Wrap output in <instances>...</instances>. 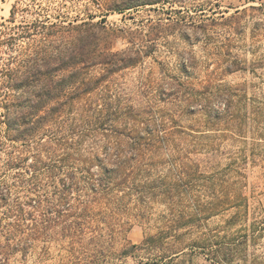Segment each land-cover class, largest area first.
I'll return each instance as SVG.
<instances>
[{"label":"trees","instance_id":"trees-1","mask_svg":"<svg viewBox=\"0 0 264 264\" xmlns=\"http://www.w3.org/2000/svg\"><path fill=\"white\" fill-rule=\"evenodd\" d=\"M53 26L35 20L0 33L8 48L0 49V147L15 170L0 182V227L6 221L24 252L57 243L73 264L140 252L135 264H226V244L203 229L242 205L228 191L253 161L232 120L234 90L209 78L197 87L179 82L178 98L172 84L161 90L178 99L174 111L138 109L103 84L134 60L95 50L89 27L58 50ZM97 65L103 72L90 75ZM135 221L144 230L139 244L127 237Z\"/></svg>","mask_w":264,"mask_h":264},{"label":"rangeland","instance_id":"rangeland-1","mask_svg":"<svg viewBox=\"0 0 264 264\" xmlns=\"http://www.w3.org/2000/svg\"><path fill=\"white\" fill-rule=\"evenodd\" d=\"M35 20L57 25L48 30L51 45L58 50L67 48L73 35L89 27L95 50L118 52L121 57L134 60L132 65L106 74L103 84L116 93V98L138 109L148 111L155 105L163 111H174L178 99L161 90L170 87L169 84L175 90L181 89L179 82L197 87L209 78L234 90L232 120L241 123L245 132L243 144L247 152L254 154L253 161H248L244 177L233 186L236 189L228 191L229 196L241 194L242 205L211 216L203 230L214 234L216 242L226 244V264H261L264 254V0H0V33L4 38L15 29L21 30L22 24ZM101 20H105V28L101 27ZM83 22L86 24L77 26ZM0 49L8 50L5 43ZM102 68L93 66L89 74L98 76ZM219 104H215L216 108ZM0 135H6L4 125ZM14 171L7 168L6 155L0 147V182H9ZM42 182L51 189L50 180ZM3 210L2 205L0 219ZM2 224L0 264H73V259L64 257L58 250L59 245L53 242L48 244L47 251L46 245L43 247L39 241L24 252L21 244L7 235L10 231L4 225L6 221ZM143 235V226L133 222L128 239L139 244ZM135 255L136 258L109 254L98 264H135L139 255L146 256L143 252ZM193 263L209 264L201 257L194 258Z\"/></svg>","mask_w":264,"mask_h":264}]
</instances>
